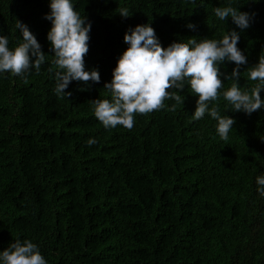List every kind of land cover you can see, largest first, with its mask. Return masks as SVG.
<instances>
[{"label": "trees", "instance_id": "trees-1", "mask_svg": "<svg viewBox=\"0 0 264 264\" xmlns=\"http://www.w3.org/2000/svg\"><path fill=\"white\" fill-rule=\"evenodd\" d=\"M72 3L91 24L85 70H97L100 81H72L66 98L54 91L50 0H0L9 47L21 42L19 20L46 54L39 72L0 73V251L20 239L36 244L47 264H264L256 183L264 175V108L248 115L223 99L234 63L219 65L224 87L209 104L235 120L227 141L208 114L192 119L198 97L187 82L183 104L166 100L164 109L136 115L131 130L105 129L92 103L111 100L104 85L129 47L124 35L144 24L165 48L235 30L247 57L238 84L250 90L256 82L245 70L264 54V0ZM229 5L250 14L247 29L215 17L214 8ZM90 138L97 143L88 146Z\"/></svg>", "mask_w": 264, "mask_h": 264}, {"label": "clouds", "instance_id": "clouds-1", "mask_svg": "<svg viewBox=\"0 0 264 264\" xmlns=\"http://www.w3.org/2000/svg\"><path fill=\"white\" fill-rule=\"evenodd\" d=\"M50 13L46 19L51 21L47 33L52 63L57 69L54 73L55 93L58 97H70L65 91L72 81L87 84L99 82L97 70H85V56L89 52V31L91 24H86L85 17L75 10L72 0H50ZM123 17L131 13L126 7L116 10ZM214 15L221 21L229 17L241 30L249 27L251 16L232 6L214 8ZM189 28L194 25L189 24ZM16 29L22 34L21 42L14 48L9 47L7 36L0 35V73L24 77L31 68L40 71L46 60L36 37L28 26L16 21ZM240 36L235 30L227 32L222 39H202L194 37L187 42H173L167 48L162 47L150 24L137 25L124 35V42L129 47L123 52L113 70L112 80L104 85L111 95L109 99H96L94 116L105 129L123 126L131 130L136 115H148L165 108L166 100H175L183 104L180 91L187 86L198 97L193 120L202 119L208 114L217 121L216 132L221 140L227 141L235 120L221 115L218 106L209 104L218 101L224 87L219 65L232 62L236 65L226 77L233 81L222 93L223 99L232 106V111H243L248 115L264 108V54L258 63L247 68V79L255 83L250 90H242L238 79L242 75L240 66L247 63V57L238 48ZM51 72L52 69H49ZM175 90V91H173ZM170 110H175V104ZM95 139H88V146L96 144ZM257 191L264 196V175L256 177ZM0 264H47L36 244L30 240L16 239L8 248L0 251Z\"/></svg>", "mask_w": 264, "mask_h": 264}]
</instances>
